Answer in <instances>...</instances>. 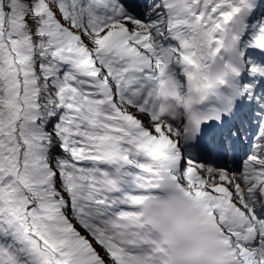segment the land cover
I'll return each mask as SVG.
<instances>
[{"label": "snow or ice", "instance_id": "snow-or-ice-1", "mask_svg": "<svg viewBox=\"0 0 264 264\" xmlns=\"http://www.w3.org/2000/svg\"><path fill=\"white\" fill-rule=\"evenodd\" d=\"M0 264H264V0H0Z\"/></svg>", "mask_w": 264, "mask_h": 264}]
</instances>
